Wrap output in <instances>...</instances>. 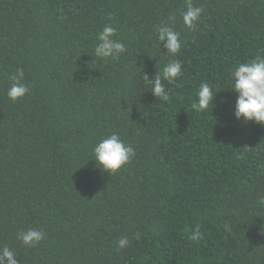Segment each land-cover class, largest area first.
Instances as JSON below:
<instances>
[{"label":"trees","instance_id":"trees-1","mask_svg":"<svg viewBox=\"0 0 264 264\" xmlns=\"http://www.w3.org/2000/svg\"><path fill=\"white\" fill-rule=\"evenodd\" d=\"M188 2L0 0V247L19 264H264V125L235 118L229 88L264 56V0H191L195 30ZM161 23L180 32L175 56ZM108 24L126 44L118 60L94 55ZM174 60L164 102L143 74ZM17 68L29 93L13 101ZM202 82L216 92L198 113ZM112 133L135 156L110 175L92 149ZM29 228L47 234L35 248L17 239Z\"/></svg>","mask_w":264,"mask_h":264},{"label":"clouds","instance_id":"clouds-1","mask_svg":"<svg viewBox=\"0 0 264 264\" xmlns=\"http://www.w3.org/2000/svg\"><path fill=\"white\" fill-rule=\"evenodd\" d=\"M202 11L201 7L194 6L189 0L186 10L181 14L184 26L195 30ZM169 19H174V17ZM116 31L117 29L111 24L103 27L98 34V43L94 48L95 57L118 60L120 55L126 52V44L119 39L113 38L116 35ZM155 31L157 40L160 45L163 43L167 54L175 56L181 51L180 32L166 23L158 25ZM181 74L182 62L174 60L164 66L162 74L157 73L151 79L148 75L143 74V78L153 95L158 100L167 102L169 93L166 91L162 79L167 80L171 84ZM24 77V70L17 68L10 78L12 82L7 91L9 99L15 101L29 93V85L24 82ZM231 77L232 83L229 88L238 94L233 113L235 118L238 120L242 119L245 123L252 121L264 125V56L258 55L250 62L239 63L231 71ZM215 92L207 82H202L196 94L198 99L192 102V109L201 113L205 112L210 105L214 107L213 97ZM92 152L97 166L103 171L110 173V175L130 163L132 157L135 156L134 148L123 141L117 133H112L98 141L94 145ZM199 235L198 230L194 231L190 239L196 240ZM46 236V232L41 228H29L26 231H20L17 234V239L24 246L35 248L46 239ZM130 243L131 241L128 237H122L118 241V246L125 248ZM16 257V252L9 246L0 247V264H19Z\"/></svg>","mask_w":264,"mask_h":264}]
</instances>
